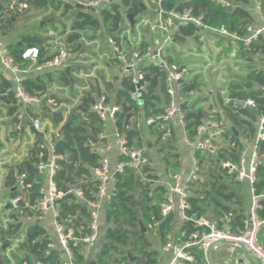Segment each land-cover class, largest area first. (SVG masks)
Instances as JSON below:
<instances>
[{"label":"trees","instance_id":"16d2710c","mask_svg":"<svg viewBox=\"0 0 264 264\" xmlns=\"http://www.w3.org/2000/svg\"><path fill=\"white\" fill-rule=\"evenodd\" d=\"M11 1L0 0V32L2 33L9 32L13 26L10 17L11 12L3 6V4L10 5ZM28 1H32L33 5L38 7H46V5H53L54 3V0ZM224 1L228 6L210 0H120L101 11L102 22L89 14L79 13L74 24V30H83L86 27L96 30L103 25L118 46L120 34L125 29L123 16L132 15L135 20V18L143 15L145 2L151 5L154 14L160 10L164 14V20L169 18L170 13L181 14L184 11H189L191 17L200 20L203 28L224 31L228 35L235 36L244 35L245 28L254 22V17L249 10L252 2L256 1L264 13V0ZM55 7L57 8V6ZM16 17L17 15L14 14L13 18L16 19ZM173 26L172 41L175 43H181L187 38L195 37L200 31V28L192 23H182L177 20H173ZM77 38V35H73L70 41L74 42ZM228 42L232 43L229 38ZM18 43L8 46L14 62L18 65L24 63L21 54L27 45L39 46V59L49 61L53 58V56L44 57V47L41 40L36 37L21 35ZM147 47L144 43L141 45L143 50H146ZM76 49L78 48L74 47L73 51ZM255 53L264 55V35L250 45L249 53L244 51L242 46H239V57L248 62L252 63L251 55ZM165 59L169 65L174 64L170 56H165ZM176 69L177 71L182 70L180 67ZM139 70L142 76L138 81V85L143 87L140 103L132 102L129 97V94L134 92L136 88V85L132 84L129 78L123 79L122 88L117 92L118 100L125 102V104L122 106L123 104L119 103L122 107L121 112L116 115V127L120 134L126 138V148L140 144V133L135 126L131 125L132 117L142 111L144 117L148 119L161 113L166 104L165 71L159 66L146 63L142 64ZM56 75H58L60 81L67 83L65 71L58 70ZM45 80L48 82L53 81V73L28 78L23 82V86L30 96L40 95L46 91ZM260 86H264V72L258 69L248 71L246 79L242 83L230 85L229 98L230 100L243 101L250 99L255 103L256 109L241 107L233 102L223 107L225 118L236 130L241 131L248 140H254L256 134L255 122L264 111V96L258 89ZM193 89L194 85L183 84L181 88L182 96L189 94ZM0 102L7 108V113L10 116L16 113L19 108L14 100L11 82L4 80L1 76ZM93 102V98L87 95L83 101V106L88 109L84 119L81 120L80 124H77V121L81 119L80 116L71 118L69 126L62 128L60 137L53 140V154L63 157L57 161L59 170L53 178L57 191L64 192L69 186L77 185L88 198L91 197V191L94 190V183L89 182L87 186L78 183L82 180L83 175L89 178V169L96 168L100 160L99 155L89 149L90 143H93L94 139H97L102 132V122L94 112L89 110V106ZM31 117L35 118L36 115L31 114ZM205 117L206 115L201 111H187V130L191 131ZM215 117L220 121L219 115H215ZM53 121L55 125H58L61 117L58 115L53 118ZM226 136L231 137V142L236 144V149L240 147L239 140L231 131H228ZM40 141L41 138L37 137V142L31 150V159L24 160L20 165L10 168L5 177L6 186L14 188L17 185V177L25 176L21 180V184L26 197L21 202L20 207L29 215H38L36 202L40 198L39 190L43 181V177L38 174L36 166L41 162H47L49 157L47 151L40 146ZM263 146L264 143H262ZM215 159L211 160L210 169L218 170L219 175L207 170V175L212 178L211 183L196 180L190 184L191 190L187 201L191 209L187 212V215L194 219L201 217L210 219L211 216L221 218L223 215H229L227 222L229 229L231 231H241L245 216L239 213V208H242L243 204L239 196L229 191L224 182L225 169L219 166L220 160L237 164L240 157L237 150L224 148ZM124 160H126L124 155L118 158L119 162ZM145 172L149 173L150 170L146 169ZM148 178L155 180V177L151 174H148ZM252 188L255 196H264V162L257 168ZM165 193L166 190L162 186H154L153 182H139L136 174L131 171L116 176L112 201L104 210V223L106 226L104 239L106 243L102 247L97 264H127L118 258V256L125 254L124 249L126 248H129L137 256L135 264H158L159 253L149 249L151 243L146 235L157 224L160 241L162 244L166 242L172 224V217L169 215L162 217L160 214L159 204L163 201ZM10 197L11 199L19 197V192L13 189L10 192ZM56 204L59 207L60 218L64 221L71 220L77 230L85 233L89 218L88 208L83 203L76 202L72 195L64 196L57 200ZM260 204L264 205V198L260 199ZM233 205L237 208H233ZM259 215L264 218L263 211H260ZM12 217L17 220V216ZM223 224L224 222L219 221L218 226L222 227ZM141 225L145 229V233H142ZM18 228L19 225L11 226L8 234H16ZM183 228L186 236L195 230L190 222H184ZM40 234L41 231L37 226H34L28 232L26 248L29 254L24 258L27 263L30 264V257H34V260L37 259L45 264H63L57 252L49 249L50 243L48 240L45 238L37 239L36 235ZM70 250L75 259L74 263H81L83 257L79 246L71 244ZM193 257V262L182 264H201V253L194 252ZM0 264H6L1 257Z\"/></svg>","mask_w":264,"mask_h":264},{"label":"crops","instance_id":"0c3cea01","mask_svg":"<svg viewBox=\"0 0 264 264\" xmlns=\"http://www.w3.org/2000/svg\"><path fill=\"white\" fill-rule=\"evenodd\" d=\"M256 4L257 2L254 1L253 5L249 6L254 20L257 19L255 12ZM3 6L6 10L11 12V19L14 14L17 15L16 19L13 18L12 20L13 26L10 31L7 33L0 32L2 34L1 39L7 47L11 44L18 43V39L21 35H29L41 40L44 47L45 58L54 57L59 50H70L76 56L74 62L70 63V66H68L69 72L66 73L67 83L59 80L58 75H56L58 70L42 73H53V81L48 82L45 80L47 88L43 94L36 95L39 98L38 103L29 105L26 108L19 107L16 113L10 116L7 113V108L0 102V257L2 260H5L6 264H24V262H27L24 258L29 254L26 248L28 244V232L34 226H37L41 231L40 235H36L37 239L40 240L45 238L48 240L50 243V250H55L53 249L54 247L50 239L53 234L56 235V233L51 214L43 215L38 212V215H29L20 207L21 202L25 200L26 193L23 191L20 177H17V185L14 188L6 186L5 177L8 171L10 168L20 165L24 160L31 159V150L37 142V137L41 138L40 146L47 151L49 160L53 154L54 137H60L61 129L69 126L71 118L80 116L81 119L77 121V124H80L81 120L84 119V115L88 112V109L83 106V101L87 95L93 98L94 101L97 97L105 95L110 104L120 105L119 103H122V106H124L125 102L119 101L117 98V92L122 88L124 78L121 76L114 48L107 42L104 33L98 36L96 35L98 29L95 30L90 27H86L83 30H74V24L78 14L81 13L82 10L77 5L73 4L72 0H54L53 5L48 4L46 7L34 6L32 1L28 0H12L10 5L3 4ZM55 6H57V8ZM29 8L36 9V11L32 13L36 15L28 18L26 14H29L27 13ZM156 13L157 14L151 16V19H153V17L158 18V26L156 27L158 29L156 32L158 38L155 40V48L153 50L163 45V58H165V56H170L174 61V64H172L173 67H180L182 70H188L189 73L184 78V82H187L184 84L194 85V89L189 94L183 96L185 110L189 112L201 111L206 117L219 115L220 121L224 126L230 125L223 112V107L229 104L227 103L228 99H230L229 87L233 83H242L246 79L247 74L242 82H236L231 76L228 80H224L219 74L213 76L210 74L212 72V67L207 56H201L204 58L202 63L194 62V60L192 62H186L182 57L169 54L170 52L173 53V51L168 49V45L171 44L174 49L181 52L186 51V55L188 56L197 57L200 50L205 51V47L210 45L213 47L214 43H216L217 48L215 49L213 47L216 52L224 53L227 48V50H230L232 56H234V54L237 55L239 62H246L248 64L247 69L249 71L256 68L251 66V63L249 62V64L247 60L239 57L238 46L228 42L227 37L223 36L220 32L206 29L202 26L199 27L200 31L195 37L187 38L181 43L173 42V19L169 17L166 20L167 23L163 25V16L158 12ZM25 15L27 19L25 24L17 23V20ZM123 19L125 29L120 34V43L118 46L125 51L137 48L142 49L141 45L143 43L146 44V41L140 39V34L138 32V35H136L138 38L135 37V29L139 27V25L145 24V26L148 27L150 24L145 22L141 16L135 18L134 26L130 24L126 16H123ZM162 27L168 28L170 40L167 42H165L167 34L163 32L161 29ZM73 35H77L78 38L74 42H71L70 38ZM195 40H198L197 44H195ZM74 47L78 49L73 51ZM30 48L39 50V46L35 47L32 45H27L25 50ZM147 48L150 49L149 47ZM40 60L44 61V59ZM26 65L27 69L32 67L29 63ZM66 70L67 68L63 71L66 72ZM42 74L30 72L27 75V79ZM227 74L229 77L231 68H227ZM0 76L4 79L3 68L1 66ZM208 79L211 81L213 80V82H211L213 85L214 82L216 83L215 89H212L213 85L211 87L206 84L201 85L202 81ZM199 86H203L206 89L211 88L208 90V93H204L211 95V98L214 99L213 103L217 105L220 111L208 112V107L204 108L208 104V101L204 103L197 102L195 94ZM80 105L86 110L85 113L78 109ZM31 114L36 115V117H31ZM58 115L61 117V121L58 125H55L53 118ZM138 116L139 114L132 117L131 125L135 126L140 133L139 145L147 149L146 155L150 163L148 167L150 170L149 174L154 176L156 180L154 186H162L167 191L168 184L173 182V176L179 177L182 183H186L193 170L194 159L198 161L196 180L211 183L212 178L207 175V170H211V160L216 159L214 157L205 156V154L193 151L189 148L185 143V132L182 127L175 125L168 130H163L160 126H151L147 124L148 119L145 117V122L140 123ZM33 120H38L41 124V130L38 131L40 135H35L30 130L33 128ZM114 130L115 127L110 121L102 123V132L99 136L102 135L103 138L100 139L98 136V138L94 139L93 143L89 145V149L97 153L100 159L108 157L112 165L119 162L118 158L124 155V151L115 143V138L113 136ZM53 132L56 133L54 134ZM52 135H54V137ZM152 137L154 140H152ZM236 138L239 140L240 147L236 149V144L233 143V148L231 149L237 150L239 157L248 160L252 152V143L242 136ZM175 139H178L184 146L182 154L186 155L185 160L182 159L181 152L174 144ZM216 141H219V139H216ZM222 141L225 143L224 141L226 140ZM159 143H163V147L156 150L155 146L158 147ZM231 144L232 143L229 142L228 145L230 146ZM164 150L168 153L164 159L158 158L159 160L163 159L165 162L163 166H161L158 163L157 155L162 154ZM170 158H172L173 161H170ZM211 171L215 175H219L218 170L212 169ZM89 172L91 176L92 170L89 169ZM178 172H180V174H178ZM224 173V182L229 191L240 197L243 207L239 208V213L243 214L246 220L250 214L252 196L254 195L252 185L248 181H239L236 174H229L226 169ZM40 176L43 177L41 187L47 190L49 176L47 174ZM83 177L85 178L87 176L83 175L82 178ZM13 189L19 192V196L22 199L18 204V209L15 211L9 205V201L11 200L10 192ZM232 207L237 208L235 205ZM12 216H17V220ZM169 216L172 217V224L166 241H176L185 233L183 228L184 223L177 218L175 213H171ZM228 216L229 215H223L221 218L211 216L210 219L206 217L203 218L211 222L216 221L219 223V221H221L224 222L223 225L227 226L229 220ZM15 225H19L17 233L13 235L8 234L11 226ZM104 227L106 228L105 224ZM104 231L105 229L102 231L101 236L93 247L79 246L80 253L83 257V261L79 264H97L102 247L106 243ZM149 232L151 233L149 238L151 247L149 249L159 253L157 259L158 264H168L171 256L161 251L163 244L159 238L157 224L154 228H151ZM259 241L264 247V225L259 233ZM126 250L130 251L129 248L124 249L125 254L118 256L119 259L126 255ZM130 253L136 260L137 256L132 251H130ZM135 260L133 262L126 261L124 263L135 264ZM209 260V264H257L255 258L243 248L235 247L228 243H220L216 245L214 249L210 250ZM36 261L38 260H34V257H30V264ZM60 261L63 264H76L71 263L69 260H65L63 257H60ZM201 264H206L202 254Z\"/></svg>","mask_w":264,"mask_h":264},{"label":"built area","instance_id":"2783aa9c","mask_svg":"<svg viewBox=\"0 0 264 264\" xmlns=\"http://www.w3.org/2000/svg\"><path fill=\"white\" fill-rule=\"evenodd\" d=\"M73 4L77 5L83 13L94 16L101 21V11L109 8L112 4L120 0H72ZM219 2L222 5L228 6L224 0H210ZM257 19L245 28L244 35L235 36L228 35L224 31L220 32L223 36L229 38L235 46H242L243 50L250 52V45L256 42L258 38L264 35V13L258 3L255 6ZM169 17L182 23H192L201 27L199 19L190 16L189 11H184L181 14L170 13ZM102 22V21H101ZM167 34L165 42L170 40L168 28H161ZM105 34L107 42L114 48L115 57L118 61L121 76L129 78L132 84L136 85L135 91L129 94L132 102L138 103L141 100L143 87L138 85L141 79L140 66L144 63L148 65L159 66L166 73L165 90L166 104L161 113L148 118L147 124L151 126H160L163 130H168L172 126L178 125L185 132V143L193 151H198L205 156L216 158L224 148H233L230 136L227 137L228 131H231V124H224L217 120L215 116H207L199 121L191 131L187 130L186 113L184 107V98L181 94V88L184 84V78L189 73L188 70L177 71L175 67L169 65L162 56L163 45H160L156 50L151 49H134L130 51L122 50L117 46L112 37L107 33L105 26L98 28L96 35ZM0 33V66L3 68V77L13 85L14 100L19 107L26 108L29 105L38 103V96H30L23 82L27 79V75L33 73H44L48 71L65 70L73 63L76 56L70 50H59L56 55L49 61H41L39 59V50L36 48L26 49L21 54V59L24 62L18 65L14 62L10 50L1 39ZM251 66L264 72V55L255 53L251 55ZM32 67L27 69L26 64ZM249 63V62H248ZM249 63V64H250ZM258 67V68H257ZM264 96V86L258 88ZM237 101L230 100L227 103L233 102L238 105ZM244 102L245 108L252 110L256 109L255 103L247 99ZM90 111L94 112L102 123L110 121L114 127V140L117 146L124 151L126 160L117 162L112 165L108 157H103L99 160L98 166L92 168V175L83 177L78 184L87 186L89 182L94 183V190L91 191V197L85 196L83 190L72 185L64 192L57 191L55 181L53 180L59 166L57 161L63 157L52 154L47 162L39 163L36 168L39 175L47 174L49 183L47 190L42 187L39 190L40 198L36 202V209L43 215L51 214L56 233L57 242L63 249L67 259L74 263L75 259L71 253L70 245L93 247L105 229L103 221H101V212L111 203L114 194V185L116 176L123 175L126 171H131L136 174L139 182L156 184V180L148 178L145 170L149 167V159L146 155L147 149L144 146L135 145L126 148V138L120 134L116 127V115L121 112L120 105H112L105 95H101L90 105ZM33 128L36 131L41 130V124L38 120H33ZM234 128V127H233ZM235 129V128H234ZM256 134L254 140L246 139L241 131H237L238 136L244 137L252 143V152L248 160L240 157L239 163L233 164L228 161L220 160L219 166L226 169L229 174H236L239 181H248L253 185L257 168L264 162V111L258 116L255 122ZM193 136V137H192ZM99 138H103L102 135ZM219 139V141H216ZM222 140L225 143H223ZM229 142L232 144L229 146ZM227 144V145H226ZM228 146V147H226ZM198 161L193 160V170L189 175L186 183H182L180 178L173 176V182L168 184L167 191L163 196V201L159 204L160 214L162 217H167L171 213H175L181 222H190L195 227L194 232L188 236L182 235L176 241H166L161 251L170 254L171 259L168 264L191 263L194 260L193 253L199 252L202 254L206 264H209V251L214 249L220 243H228L235 247L243 248L251 254L257 264H264V247L259 241V233L264 225V218L259 215L260 211H264V205L260 204V199L264 196H252L250 214L244 221L241 231H231L228 226H218L216 221H208L203 217L194 219L187 215L191 209L187 201L190 195L191 186L196 178V168ZM25 176H20L22 180ZM66 195H72L76 202L83 203L89 210V218L85 228V233L80 232L75 228V224L71 221H64L60 218L59 207L56 201ZM22 201L21 197H16L9 201L10 207L15 211L18 209V204ZM225 219V217H224ZM24 264H28L24 262ZM33 264H45L36 261Z\"/></svg>","mask_w":264,"mask_h":264},{"label":"rangeland","instance_id":"374dc122","mask_svg":"<svg viewBox=\"0 0 264 264\" xmlns=\"http://www.w3.org/2000/svg\"><path fill=\"white\" fill-rule=\"evenodd\" d=\"M144 4H145V12H144V15H141V18H143V20L145 22L149 23L150 25L148 27H146L145 24L139 25V27H137L135 29L136 30V34H134V35H135V37L138 38V36H136V35H138V33H139L140 34V39L141 40H145L146 41V45L150 49L153 50L155 48V44H154L155 40H157V38H158V35H156V32L158 30L156 28L158 26V18L157 17H153V19H151L152 18L151 16L154 15L153 8L147 2H145ZM252 5H253V2H252ZM35 11H36V9L29 8V10L27 11V13H29V14H26L28 16V18L30 16H35L36 14H32ZM26 15L20 17L17 20V23L25 24V22L27 20L26 19ZM166 23H167L166 20H162V24L163 25H165ZM33 27H34V25H33ZM197 43H198V40H195V44H197ZM213 47L215 49L217 48L216 47V43H214ZM213 47H211V45L205 47V51H201L200 50L199 53H198V56L194 57V56L186 55V51L181 52L179 50L174 49V47L171 44L168 45V49L170 51H173V53H171L169 51L170 52L169 54H171L172 56L176 55V56L182 57L186 62H192L194 60V62H197V63H202V60H204V58L201 57L202 55L207 56V58L209 59L210 65L212 67V72L210 74H212L213 76H215V74H219V76H221V78H223L224 80H228V78H230V76H231V77L234 78V80L236 82L237 81L238 82H242L244 80L247 72L249 71L247 69L248 68L247 67L248 64L246 62H239L238 61L239 58H237V55L234 54V56H235V58H234V56H232L230 54V50H227V48L225 49L224 53H220L218 51L216 52L215 49H213ZM203 52H205V53H203ZM199 65H202V64H199ZM227 68H231V74L229 75V77H228V74H227ZM186 82L187 81H185L184 83H186ZM211 82H213V80L212 81L209 80V79L206 80V81L204 80V81L201 82V85L206 84L209 87H211L213 85ZM209 83H210V85H209ZM219 83H221V82H219ZM215 84L216 83L214 82V85L212 86V89L216 88ZM210 89L211 88H207L206 89L203 86H199L198 90L196 91V94H195L196 95V100H197L198 103H204V102L208 101V104L204 108L208 107L207 108L208 112H213V111L214 112H218L220 110L218 109L217 105L215 103H213L214 99L211 98V95L205 94V93H208V90H210ZM209 98H211V99H209ZM160 105H163V104H160ZM138 114H139V116H138L139 122L140 123L145 122V119H144V116H143L142 112L139 111ZM53 133L55 134L56 132H53ZM52 136L54 137V135H52ZM152 140H154L153 137H152ZM174 144L176 145V148L179 149V151L181 152L182 159L185 160L186 159V155L182 154L184 146L178 141V139L174 140ZM162 147H163V143H159L158 147L155 146V149L158 150V148L160 149ZM167 153L168 152L164 150L162 152V154L157 155V159L158 158L159 159H161V158L164 159V157L167 156ZM159 159H158V163L161 166H163V164L165 162L163 161V159L162 160H159ZM170 161H173V159L170 158ZM178 174H180V172H178ZM104 217H105V211H103V213L101 212V221L104 220L103 223L105 222ZM150 236H151V233L148 232L147 235H146V238L149 240ZM50 240H51L52 245L54 247L53 249H55V251L57 252L59 257H63L65 260H68L66 254L63 251V249L60 247L59 243L57 242V238H56L55 234H53V236H52V238Z\"/></svg>","mask_w":264,"mask_h":264},{"label":"water","instance_id":"95a60500","mask_svg":"<svg viewBox=\"0 0 264 264\" xmlns=\"http://www.w3.org/2000/svg\"><path fill=\"white\" fill-rule=\"evenodd\" d=\"M157 12H158L161 16H164V14H162L160 10H158ZM126 17H127L128 21L130 22V24H131L132 26H134V19H133V16H132V15H127ZM12 20H13V18H12ZM68 72H69V68H67V70H66V73H68ZM236 103H237L239 106H241V107L244 106V102H243V101H237ZM78 109L81 110V111H83L84 113L86 112V110H85L81 105L78 106ZM230 129H231L232 134H233L235 137H238V133H237V131H236L233 127H231ZM30 130H31V132H32L33 134H35V135H40V133H39L38 131L34 130V128H31ZM141 231H142V232H145V230H144V228L142 227V225H141ZM134 260H135V257H132V256H131V253H130L129 250H126V255L123 256V257L121 258V261H122V262H126V261L133 262Z\"/></svg>","mask_w":264,"mask_h":264}]
</instances>
